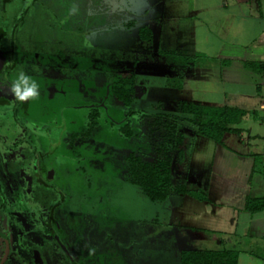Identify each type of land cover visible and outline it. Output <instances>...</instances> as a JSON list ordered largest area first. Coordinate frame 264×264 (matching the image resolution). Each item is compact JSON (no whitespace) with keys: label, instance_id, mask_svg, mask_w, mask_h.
I'll return each instance as SVG.
<instances>
[{"label":"rangeland","instance_id":"1","mask_svg":"<svg viewBox=\"0 0 264 264\" xmlns=\"http://www.w3.org/2000/svg\"><path fill=\"white\" fill-rule=\"evenodd\" d=\"M119 1L124 4L125 9L133 11L139 18L144 17L146 9L141 0ZM39 2L40 5L35 9L38 18L37 31L33 36L40 40V46L36 45L32 49L39 52L38 59L43 62L40 65L35 64L36 66L32 62L31 65H24L30 73H33L34 69L41 71L39 79L31 78L29 82L41 83L43 79L61 81L65 75L69 76V67L63 59L74 57L71 51L78 47H81L86 55H92L94 61L98 59L99 62L104 57L108 68H112L115 63L117 64L113 67L121 66L122 60L131 56L134 58L135 52L138 55V63L130 68H134L141 75L136 80V92L141 94L143 89L149 90V84L154 85L155 89L149 94L148 100L137 99L132 102L130 109L145 107L148 111H155L152 108L154 104L151 103L155 95L164 101V110L172 109L173 104L167 100L171 99L168 94L172 91L163 88L162 75L178 73L179 61L174 63V68L170 71L161 63L162 57L157 54L155 44L142 41L135 30L129 35L125 26H119L128 22L126 11L116 7H103L86 19L87 0ZM128 4L129 7L126 6ZM129 27L130 30L133 28ZM99 43L105 48L101 49ZM43 52L46 53L45 56L40 55ZM36 55L33 57L37 58ZM107 69H90L96 71L89 72L95 78L89 80V84L94 81L96 84L88 85L85 90L87 94L83 97L74 95L70 98L59 94L50 98L46 92L48 89L41 87V96L38 94L40 97L37 101L32 99L26 110L27 116L34 117V121L27 122L26 125L21 119L19 129L22 138H19L22 141L18 147L3 152L1 165L8 172H14L19 166L23 174H27V200L38 206L37 212L45 216L44 221L47 218L46 205L49 203L47 197L63 199L60 208L62 212L67 213L70 221L67 230L69 243L64 244L75 262L179 264V249L198 250L203 246L198 244V240L187 239L185 233L179 230V208H172L169 200H149L139 186L126 179L127 156H140L144 162L155 159L153 153L160 137L153 134L150 139L148 126L151 119L131 116L129 126L135 135L126 137L120 128L124 124L128 109L118 101L105 99V108H99L92 131L89 129L90 110L79 106L71 108L82 99L88 100L87 103L97 100L94 95L96 93L101 97L102 89H106L105 81L109 74ZM84 70H87L86 67ZM169 83L172 86L179 85L176 79L170 80ZM64 88L69 94V89L65 86ZM13 118L12 111L1 112L0 124ZM118 121L120 122L117 125ZM192 128L194 129L190 123L184 121L179 122L177 126L178 131ZM89 131L90 135L86 136L85 133ZM44 167L47 168L46 171ZM48 168L50 176H47ZM0 185L4 194H24L22 181L7 183L2 180ZM35 185H38V188L35 189ZM40 194L48 196L41 197ZM7 203L9 206V202ZM59 215L63 218L60 212ZM39 227L42 229V225ZM10 228L14 229L12 234L17 236V245L23 252L26 251V243H29L28 245L39 249L43 264H47L49 256L51 264H67L68 259L49 232L34 230L33 227L32 230L21 229L15 215L6 212L0 214V230L6 231ZM9 236L13 239V236ZM75 240L78 241L77 248L82 253L80 258L75 256L72 247ZM13 250L11 246V255Z\"/></svg>","mask_w":264,"mask_h":264},{"label":"crops","instance_id":"2","mask_svg":"<svg viewBox=\"0 0 264 264\" xmlns=\"http://www.w3.org/2000/svg\"><path fill=\"white\" fill-rule=\"evenodd\" d=\"M141 2L146 9L143 18L125 9L119 0H87L85 5L126 11L128 22L119 26H125L129 35L132 30L138 36L139 30L149 32L150 41L146 42L155 44L161 63L170 71L179 61L178 73L162 75L163 88L172 91L167 99L172 109L164 110V101L155 95L151 101L155 111L145 107L133 110L177 114L180 102L190 101L242 112L239 123L228 125L231 131L221 143L193 128L179 129L186 149L182 157L179 153L172 156L171 184L183 185L204 198L171 193L165 201L179 208V230L187 239L199 241L203 247L198 250L235 251L237 264H264V208L245 210L248 198L264 197V69L258 67H264V0ZM133 55L112 68L104 57L98 62L85 54L83 60L88 69L108 68V81L117 71H132L134 103L149 98L155 86L149 84V90L136 92L141 75L130 68L138 63L137 53ZM172 79L179 81L177 87L169 83ZM184 250L179 249V254Z\"/></svg>","mask_w":264,"mask_h":264},{"label":"flooded vegetation","instance_id":"3","mask_svg":"<svg viewBox=\"0 0 264 264\" xmlns=\"http://www.w3.org/2000/svg\"><path fill=\"white\" fill-rule=\"evenodd\" d=\"M39 3V0H0V53L3 56V61L0 67V113H6L9 111L11 113L12 111V115L14 117L13 120L9 119L8 121L4 123L2 122L0 124V182H2V180L7 183H19L22 181L24 184V194L13 192V194L11 195L4 194L1 191L0 185V214L6 212L7 214L15 215V217L20 222L21 229L32 230L33 227L34 230H40L41 228L39 227V225H42V229L40 231L44 230L46 233L49 232L50 234H52L60 250L68 259L67 264H82L80 263V261L75 262L73 260L71 254L64 244L69 243L67 240V230L69 228L68 225L70 221L67 218V213L65 211L62 212V209L60 208L63 204V199L61 200V198H59V200L55 199V197L52 198V196L49 197L48 194H40L41 197L48 196L47 200L49 202L48 205H46L47 213L45 215L47 218L46 221H44L45 216H43L40 212H37L39 210L38 206H35V204H31L29 200H27L26 185L28 184L25 183V177H27V174H23L22 169L19 168V166L15 168L14 172H8L1 165L3 152H6L7 149L9 150L11 148L18 147L22 141L19 138V136L21 137V130L19 129V125L22 124L21 119L23 122H26V125H28L27 122L31 123L34 121V117L31 118V115L27 116L28 114L26 110L29 108L32 99L33 101H37V98L41 96V87H46L48 89V91L46 92H48L49 96H51L50 98L59 94H62L64 97L68 96L72 98L74 95L78 97L86 96L87 93L85 90H87L86 88L88 87V85L92 86L94 82L96 83V81H94L93 83L89 84V80L91 81L95 78L93 77V75H90L89 72H91L92 70L87 68L86 63L83 60V55H85V53L80 49L81 47H78L71 51V55L74 57L70 59H63L65 60V64L69 67V69H67L70 72L69 76L65 75L64 79L61 81H55L52 79H47L45 81L43 79V82L41 83L29 82L31 78L32 80H35V78L39 79V77L41 76V71L39 72L38 69H34V72L30 73V70L26 69L24 65H31L30 62H32V64L34 63L33 65H40L43 62L38 59L39 52L37 53L36 50L32 49L36 45L40 46V40L33 36V34H35V32L37 31L36 24L38 18L35 9L40 5ZM85 7L87 9L85 14L86 19L87 16L90 17L97 9L100 8H96L92 5ZM28 34L30 35V37H27ZM33 55H36L37 58H34ZM40 55L45 56L46 53L43 52ZM84 66L87 70H84ZM96 70L99 69L96 68ZM21 73H23L28 79H24L23 82H20V87L23 89L24 87H31L33 84H35L36 86L38 85L36 87V91L40 96L37 95L24 101H20L16 98L15 94L12 91V85L18 79H20L19 77ZM105 84L106 89H102L103 94H101V97L98 93L94 94L97 100L87 103L88 100L82 99L81 101H79V104L72 105L71 108H73V106H79L83 109H89L91 121V116L93 114H96V118L93 120L95 121L98 116L97 113L99 108H105V99H115L110 94V84L107 79L105 81ZM64 86L69 89V94H67V89L65 90ZM61 90H65V92ZM72 103L74 104V102ZM118 124L119 121L117 122V125ZM64 126L66 125L64 124ZM26 130H28L27 127ZM87 133H85L86 136ZM46 169L47 168L44 167L45 171ZM47 171V176H50L49 168ZM45 175L46 174H44V176ZM34 188H38V185H35ZM36 192H38V190H36ZM36 192L34 191V193ZM6 195H8V200L5 199ZM7 202H9V206H7ZM59 212L63 215V218L60 217ZM13 231L14 229L11 228L6 231L0 230V262L4 259L2 264H43L41 254L38 251L39 249L28 245L29 243H26L25 252L19 249L17 245L18 238L16 235L13 236ZM9 235H11V237L13 236V239H10ZM77 244L78 241L75 240V244H73L72 247L74 249L75 256L80 258L82 253H80V250L77 248ZM11 246H13L14 249L13 255H11ZM50 259V256L49 258L47 257V264H51Z\"/></svg>","mask_w":264,"mask_h":264},{"label":"trees","instance_id":"4","mask_svg":"<svg viewBox=\"0 0 264 264\" xmlns=\"http://www.w3.org/2000/svg\"><path fill=\"white\" fill-rule=\"evenodd\" d=\"M149 32L139 30V36L150 41ZM189 61L184 58V61ZM264 69L262 66H258ZM110 94L120 102L128 111L120 131L126 137L134 136L130 129L129 119L133 115L151 119L149 129L150 139L153 134L160 137L156 144L153 162H144L140 156L130 154L126 157V179L139 186L147 198L153 202H163L171 193L188 194L195 197L198 193L188 191L185 186L173 187L171 184V161L175 153L182 157L185 151L183 135L178 131L179 122L190 123L197 134L221 143L225 133L230 132V124H237L242 118V112L237 109L211 106L195 102L182 101L179 104L178 114H148L131 110L130 107L135 96L134 73L130 70H120L109 78ZM89 129L94 127L96 114L91 116ZM90 131L87 133L89 135ZM237 132V131H235ZM151 145V143H150ZM201 194V193H200ZM264 208V197L248 198L245 210L256 212ZM238 254L230 250H184L179 254V264H237Z\"/></svg>","mask_w":264,"mask_h":264},{"label":"clouds","instance_id":"5","mask_svg":"<svg viewBox=\"0 0 264 264\" xmlns=\"http://www.w3.org/2000/svg\"><path fill=\"white\" fill-rule=\"evenodd\" d=\"M20 79H18L12 85V91L15 94L16 98L20 101L28 100L31 97H35L38 95L36 91V85L33 84L31 87H24L23 89L20 87V82H23L24 79H28L25 77L23 73H21Z\"/></svg>","mask_w":264,"mask_h":264},{"label":"water","instance_id":"6","mask_svg":"<svg viewBox=\"0 0 264 264\" xmlns=\"http://www.w3.org/2000/svg\"><path fill=\"white\" fill-rule=\"evenodd\" d=\"M2 61H3V56H2L1 53H0V67H1ZM6 252H7V250H6ZM6 252H5V253H6ZM4 257H5V256H4ZM3 260H4V259H3ZM3 260H1L0 264H2Z\"/></svg>","mask_w":264,"mask_h":264}]
</instances>
